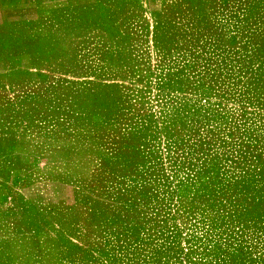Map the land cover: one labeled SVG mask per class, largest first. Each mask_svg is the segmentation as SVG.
Instances as JSON below:
<instances>
[{
  "label": "rangeland",
  "instance_id": "374dc122",
  "mask_svg": "<svg viewBox=\"0 0 264 264\" xmlns=\"http://www.w3.org/2000/svg\"><path fill=\"white\" fill-rule=\"evenodd\" d=\"M0 27V264H264V0H73Z\"/></svg>",
  "mask_w": 264,
  "mask_h": 264
},
{
  "label": "crops",
  "instance_id": "0c3cea01",
  "mask_svg": "<svg viewBox=\"0 0 264 264\" xmlns=\"http://www.w3.org/2000/svg\"><path fill=\"white\" fill-rule=\"evenodd\" d=\"M73 0H0V27L4 21L22 20L25 11L57 8ZM2 204L0 202V211Z\"/></svg>",
  "mask_w": 264,
  "mask_h": 264
}]
</instances>
